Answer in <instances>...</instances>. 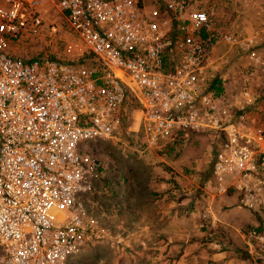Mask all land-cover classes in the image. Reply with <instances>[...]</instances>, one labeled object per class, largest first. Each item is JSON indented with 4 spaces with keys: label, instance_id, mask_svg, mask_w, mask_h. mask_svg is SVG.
Here are the masks:
<instances>
[{
    "label": "built area",
    "instance_id": "2783aa9c",
    "mask_svg": "<svg viewBox=\"0 0 264 264\" xmlns=\"http://www.w3.org/2000/svg\"><path fill=\"white\" fill-rule=\"evenodd\" d=\"M49 1L78 41L66 56L82 47L92 62L14 54L13 41L54 27L37 0H0V264H67L104 233L87 207L101 173L91 147L115 137L130 109L146 146L209 136L214 195L235 192L264 214V117L252 115L264 26L219 29L211 0ZM247 235L264 249L262 233Z\"/></svg>",
    "mask_w": 264,
    "mask_h": 264
},
{
    "label": "rangeland",
    "instance_id": "374dc122",
    "mask_svg": "<svg viewBox=\"0 0 264 264\" xmlns=\"http://www.w3.org/2000/svg\"><path fill=\"white\" fill-rule=\"evenodd\" d=\"M37 1L39 15L54 32L24 34L11 43L10 50L25 58L47 55L76 61L88 55L80 47L66 56L65 43L76 42L78 46L77 39L49 0ZM211 2L215 17H219L216 20L213 16L219 29L253 28L255 24L249 22L254 8L260 21L256 28L264 26V16L260 19L264 1L253 0L246 5L244 0ZM223 48L221 44L215 46L219 52ZM81 62L92 61L88 55ZM236 69L229 64L224 75ZM257 92L261 96L252 115L263 118L264 89ZM137 123L138 113L128 110L119 133L91 147L101 173L87 196V207L104 233L93 236L78 253L68 256L66 263L264 264V249L254 241L249 246L247 232L251 228L237 224L244 222L250 211L225 204L226 196L236 201L235 192L214 195L209 173L213 155L210 137L186 133L171 144L149 147L136 131ZM206 208L216 219L213 224L201 218ZM262 230L264 235V227Z\"/></svg>",
    "mask_w": 264,
    "mask_h": 264
},
{
    "label": "crops",
    "instance_id": "0c3cea01",
    "mask_svg": "<svg viewBox=\"0 0 264 264\" xmlns=\"http://www.w3.org/2000/svg\"><path fill=\"white\" fill-rule=\"evenodd\" d=\"M252 1L253 0H248L247 1V3L249 4V3H252ZM258 1V0H257ZM264 0H261V2H263ZM213 4V3H212ZM249 9H253V7L252 6H250L249 7ZM255 9V8H254ZM253 9V12H252V14H253V17H256V19L255 18H253V17H250V22L249 23H254L255 24V28H254V30H257V29H259V28H256V25H257V23L259 22L260 23V21H259V17H258V14H259V11L257 10V9H255L254 10ZM262 12L264 13V9L262 10ZM249 13V12H248ZM262 13V16H261V14H260V19L264 16V14ZM216 15H214V18L216 19V20H218L217 18H219V17H215ZM253 24V25H254ZM258 26V25H257ZM253 28H250V29H247L245 32H251L252 30H253ZM228 197H230V196H226V198H227V203H225L226 205H228V204H230V205H232L233 204V206H235V207H239V205L237 204V202L235 201L234 202V198H232V197H230V198H228ZM228 207H230V206H228ZM250 211V210H249ZM220 217V216H219ZM262 220H264V217H260ZM228 221V220H227ZM228 222H230V221H228ZM231 223V222H230ZM237 224H240L241 226H243V225H245V226H247V225H249V224H255V215H254V212H249L248 213V216H247V218L245 219V221L243 222H241V223H237ZM234 225H236V224H234ZM185 264H188L187 262H185Z\"/></svg>",
    "mask_w": 264,
    "mask_h": 264
},
{
    "label": "trees",
    "instance_id": "16d2710c",
    "mask_svg": "<svg viewBox=\"0 0 264 264\" xmlns=\"http://www.w3.org/2000/svg\"><path fill=\"white\" fill-rule=\"evenodd\" d=\"M89 55V54H88ZM88 55H84V56H81L78 58V60L74 61V62H81V61H84L85 60V57H87ZM219 79L217 78H214L211 83H210V87L213 88L215 91H218L219 90ZM134 104L133 103H130L129 104V107H133ZM190 134H196L194 132H189ZM183 134H180V136H182ZM179 136V137H180ZM178 137V138H179ZM211 164H212V159L210 161V164H209V173L211 172ZM254 215H255V224H249L247 225V228H251V229H254L255 232L257 233H262L263 232V227H264V222L263 220L260 218V214L258 213H255L254 212ZM246 228V229H247Z\"/></svg>",
    "mask_w": 264,
    "mask_h": 264
},
{
    "label": "bare ground",
    "instance_id": "6f19581e",
    "mask_svg": "<svg viewBox=\"0 0 264 264\" xmlns=\"http://www.w3.org/2000/svg\"><path fill=\"white\" fill-rule=\"evenodd\" d=\"M118 72V71H117ZM118 74H119V72H118Z\"/></svg>",
    "mask_w": 264,
    "mask_h": 264
}]
</instances>
